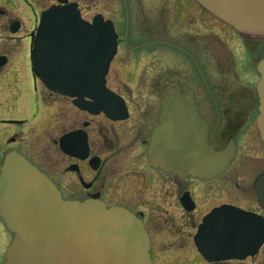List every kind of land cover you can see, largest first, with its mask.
Here are the masks:
<instances>
[{
	"label": "flooded vegetation",
	"instance_id": "1",
	"mask_svg": "<svg viewBox=\"0 0 264 264\" xmlns=\"http://www.w3.org/2000/svg\"><path fill=\"white\" fill-rule=\"evenodd\" d=\"M65 3H74L85 21L101 17L112 25L116 50L104 98L57 95L36 77L31 52L40 15ZM65 3L0 0V166L14 150L63 199L128 210L148 234L152 264H264V142L256 123L264 45L253 43L259 38L238 33L193 0ZM175 98L196 114L214 151L233 153L207 177L150 161L151 134L165 101ZM37 119L50 144L42 165L21 148L35 137ZM227 208L259 218L260 242L243 259L208 261L226 252L218 236ZM210 217L201 239L199 228ZM6 238L0 222V257Z\"/></svg>",
	"mask_w": 264,
	"mask_h": 264
},
{
	"label": "water",
	"instance_id": "2",
	"mask_svg": "<svg viewBox=\"0 0 264 264\" xmlns=\"http://www.w3.org/2000/svg\"><path fill=\"white\" fill-rule=\"evenodd\" d=\"M193 1L238 33L264 37V0ZM33 43V69L48 91L97 99L110 95L104 87L116 50L110 22L101 17L84 21L74 3L52 6L41 13ZM257 71L256 123L264 142V56ZM188 107L180 99L165 101L161 122L151 134L149 158L165 171L207 177L225 167L233 153L214 151L207 144L200 121ZM227 209L222 223L227 251L206 257L209 261L244 257L250 249L242 254L240 242L251 240L261 228L255 217ZM212 217L200 226L201 239ZM0 221L12 236L2 264H152L148 234L139 218L96 200H64L55 185L14 150L4 155L0 166Z\"/></svg>",
	"mask_w": 264,
	"mask_h": 264
},
{
	"label": "rangeland",
	"instance_id": "3",
	"mask_svg": "<svg viewBox=\"0 0 264 264\" xmlns=\"http://www.w3.org/2000/svg\"><path fill=\"white\" fill-rule=\"evenodd\" d=\"M89 15H92V13H90ZM253 43L254 44L264 45V37H261L258 40H254ZM38 88H39V94L42 93L40 84H38ZM48 102H51L53 105H57L58 104V103L53 102L52 99H50V97L48 99ZM39 122H40V119H37V122H36L37 123V125H36L37 127H36V131H35V137L34 138H29L26 141V144H22L21 145L22 146L21 148L25 151V153L28 156H30L32 158V160H34L37 164L42 165V159H43L44 155L46 154V151L49 149L50 144L48 143L47 140H45L46 139L45 135L41 131V128H42L43 125H39ZM8 240H9L8 238L5 239L4 245L6 244V242ZM260 258H262V257H260ZM2 260H3V254H2V257H0V262ZM247 263L250 264V260ZM256 264H262V263L257 262Z\"/></svg>",
	"mask_w": 264,
	"mask_h": 264
}]
</instances>
